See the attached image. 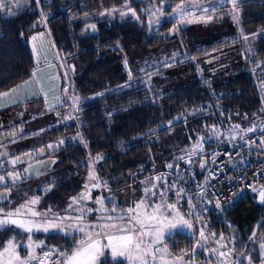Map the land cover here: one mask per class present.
<instances>
[{"label":"trees","instance_id":"16d2710c","mask_svg":"<svg viewBox=\"0 0 264 264\" xmlns=\"http://www.w3.org/2000/svg\"><path fill=\"white\" fill-rule=\"evenodd\" d=\"M179 2L165 0L164 12L171 11ZM81 3L77 11L68 8V11L59 12L56 8L48 19L52 40L61 49V57L71 66V80L83 98L73 127V133L78 130L83 141L73 136L63 145L59 163L47 182L50 190L43 196L44 204L52 210L60 207L65 211L61 199L79 195L82 188L80 175L89 167V156L96 155L103 157L95 162L96 174L113 187L136 185L151 176L159 164L164 167L166 162L177 163L178 168H167L166 179L171 174L181 178L190 196L194 181L204 176L206 167L198 170L200 159L204 157L207 165L213 154L212 147L228 145L212 140L208 129H222L229 122L242 124V120L264 108V90L261 89L264 80V0H243L241 3L240 37L233 33L204 44L189 39L184 26L176 25L165 16L159 24L149 28L146 6L158 7L160 0H127L128 6L140 16L139 21L131 14L121 18L119 12L101 15L112 9H123L125 0H84ZM93 24L95 31L89 27ZM174 27L179 31L172 36L170 30ZM241 30L250 37L248 41L241 38ZM252 34L256 35L253 37ZM122 42L145 53L160 52L168 45L170 53L160 55L159 59L141 68V64L134 62L125 68L127 59L122 54ZM230 48L233 49L222 54L218 62L216 58L208 57ZM16 62L10 60V63ZM211 65L212 69H208ZM188 67V81L178 83V79H186L185 75L163 77L170 69L175 73L188 72ZM201 137L211 138L204 139L203 149L206 150L198 157L196 167H193L194 160L191 164L186 162L187 157L172 161L176 152L194 145ZM31 185L18 190L12 198L21 197L22 191L23 195L31 193ZM169 195L174 198L173 192ZM182 203L184 210H190L186 199H182ZM8 205L6 202L0 208L7 211ZM261 210V203L248 197L224 212L221 218L208 216L207 220L217 231H228L230 241H234L228 245L239 255L260 221ZM26 235L9 226L0 230V246L13 236L17 242L25 243ZM73 236L79 238L78 233ZM172 238H178L175 242L182 244L179 246L183 247L181 251L192 248L188 244L193 240L185 235L176 233L166 241ZM33 239L43 241L46 250L68 249L74 243L72 236L65 237L61 232H37ZM20 250L21 254L26 251ZM37 251L41 253L40 249ZM172 251L180 253L177 248ZM200 255L202 253L197 257ZM101 260H105V264H114L109 255Z\"/></svg>","mask_w":264,"mask_h":264},{"label":"snow or ice","instance_id":"6c2138e0","mask_svg":"<svg viewBox=\"0 0 264 264\" xmlns=\"http://www.w3.org/2000/svg\"><path fill=\"white\" fill-rule=\"evenodd\" d=\"M21 2L22 0H17L18 4ZM38 2L39 0H37ZM225 3L231 4L232 7L228 11V15L238 24L240 5L243 0H180L179 3L172 6L168 16L176 25L194 22L209 23L213 18L217 20L223 18L222 16L214 17V14L222 10ZM164 4L165 0H160V5L154 7V10H146L150 12L149 25L160 23V18L165 16ZM3 7L4 5L0 4V9ZM113 12H119L121 18L131 14V17L140 20V16L137 15L135 9L128 6L127 0H125L123 9H112L107 13H101V15H111ZM89 27L93 31L96 30L94 24ZM170 31L178 32L179 28L174 27ZM252 35L254 37L256 34ZM241 38L244 41L250 39L249 36L243 34L242 30ZM32 41L34 56L47 51L48 41L42 35L32 37ZM173 58H175V54ZM49 66L51 67V65ZM38 71H40L39 67L32 73V76L36 77ZM129 79H131V72H129ZM32 82L35 83V79ZM261 89L264 90V80H262ZM16 91L17 89L12 90L13 93ZM10 95V93H2L0 94V100L8 98ZM57 99L59 98L57 97ZM68 99L72 101L71 107L75 110L78 99L74 96ZM67 118L75 119L72 116ZM256 130V125L242 129L239 124H233L224 132L213 127L212 134L216 138L224 136L225 139L231 142L236 140L239 133L247 134ZM260 131L264 132V123L260 125ZM10 135L14 134L10 133ZM240 139L244 140V135H241ZM203 141V137L197 141L187 153V159L184 156H180L178 159H186V162L191 164L193 156L203 154ZM63 143V141H60V144ZM245 143L252 147L255 145V140L245 141ZM260 144L264 145V139H261ZM47 147L51 149L55 146L48 145ZM43 151V149H40V154H43ZM4 155H7V153H4ZM31 155L32 153H25L26 157ZM216 155L218 154H213L212 163H215ZM226 155L230 156L232 154L226 153ZM95 159L99 161L103 157L98 156ZM24 162V159L19 156L9 161L13 167ZM199 166L202 169L205 168L206 162L201 161ZM31 168L32 165L29 164L28 168L23 171L29 172ZM167 168L172 169L173 165L168 164ZM6 175L13 183L22 179L19 171L8 172ZM88 179L93 183H86L84 191L78 196L72 197L66 209V212L77 213V215L53 213L51 208L46 212L39 211L36 208L40 202L38 196L26 198L23 203L8 212L0 208V230L14 226L27 234L24 237L27 243H19L16 237L13 236L5 245L0 246V264H105L107 258L101 260V257H105L106 251L110 252L114 264H124L125 261L127 264H194V260L191 258L188 261L184 260V256L188 255L187 252H182L179 256H173L167 245L157 246L163 243L165 233L176 229L178 224L181 230L191 231L195 229L192 217H195L197 222L201 220V216L196 211L198 204L193 203V198L188 196L184 188H178L175 182H169L166 179L165 174H160L141 181L145 185L142 195L135 199L131 206L125 207L119 205L112 197H92V189L103 187L111 191L108 188L107 181H102L94 168L89 172ZM205 182H207V178ZM6 183L5 175H0V185ZM199 187L200 191L196 196L199 200H203L206 196V190L203 185H199ZM49 190L46 189L45 191ZM170 191L176 197L175 202L169 199L168 193ZM253 191L258 192L261 203H264V187L253 188ZM9 192L10 190H6L4 195L9 194ZM182 199H186L190 209L187 213H182L178 207L179 201ZM106 200L112 205L110 209L105 206ZM89 204L96 205V207H89ZM215 207H221L219 199H216ZM93 213L96 214L95 218L89 220L88 217ZM65 221H71V223L65 224ZM205 228L206 225H202L199 229H195L198 233V239L193 247V257L197 248H203L210 256L216 258L215 264H241L239 260L232 259L235 249L228 247V243H234V241L225 243L223 234H220L214 240L216 247H206L209 236L216 237V234H206ZM50 231L62 232L65 237L72 236L73 245L68 249L53 248L46 250L43 241L37 242L33 239L34 234L37 232L48 233ZM73 233H78L79 238L73 236ZM255 236L256 233H253V237ZM259 247V261L260 264H264V242H261ZM20 248H24L27 252L23 257L20 255ZM37 249L41 250V254H37ZM240 255L243 256L244 253H240ZM245 258L248 264H252L254 257L248 255ZM206 264H213V261L209 260Z\"/></svg>","mask_w":264,"mask_h":264},{"label":"flooded vegetation","instance_id":"af4514ba","mask_svg":"<svg viewBox=\"0 0 264 264\" xmlns=\"http://www.w3.org/2000/svg\"><path fill=\"white\" fill-rule=\"evenodd\" d=\"M83 1L22 0L18 4L17 0H0L4 5L0 9V94H11L0 100V175H5L7 181L0 185V205L10 201L21 188L54 170L67 142L66 136L73 134L77 120L67 118L74 115L64 104L63 80L53 65L54 52L61 54V49L52 40L48 19L54 13L52 10L76 8L74 11H77ZM41 35L48 41L47 51L34 56L32 37ZM10 60L17 62L10 63ZM38 67L40 71L33 77ZM13 89L17 91L13 93ZM48 145L55 147L49 149ZM40 149L44 150L43 154ZM25 153L32 155L26 157ZM17 156L25 162L13 167L9 161ZM29 164L32 168L24 172ZM13 171H19L22 177L15 183L6 175ZM6 190L10 192L4 195ZM237 257L238 251H234L232 259Z\"/></svg>","mask_w":264,"mask_h":264},{"label":"rangeland","instance_id":"374dc122","mask_svg":"<svg viewBox=\"0 0 264 264\" xmlns=\"http://www.w3.org/2000/svg\"><path fill=\"white\" fill-rule=\"evenodd\" d=\"M154 7H157V6H152L151 4L150 5L148 4L146 6V10H149V9L154 10ZM231 7H232L231 4L225 3V5L223 6L222 10H220L217 13L214 14V17L215 16H222L223 17L222 19H218L217 20V19L213 18V20L211 22H209V23L194 22V23H187V24L182 25V26H184L186 28V36L189 37V39H191L194 42H196L197 44L208 43L209 41L215 40L217 38H223L224 39L227 36L228 37L232 36L233 33H237L238 37H240V24L239 23L237 24L231 18V16L228 15V11L231 9ZM170 12L171 11L165 13V17L166 18H169L168 13H170ZM146 13H147L146 21L148 23L149 17H150V12L146 11ZM140 23H141V21H140ZM155 24L156 23H153V24L149 25V23H148V27L152 28V27H154ZM175 33L176 32H172L171 31V35L172 36H174ZM121 48H122V54H124L126 56V59H127L126 60V64H125L126 65L125 68L128 67L129 65L133 64V62L135 64H141V66L139 67V68H141L142 66L148 64V62H149V64H151L154 59H159L160 55H164L165 56L166 54L170 53L169 52L170 46H168V45H167V47L165 49H163V50H161L160 52H157V53L156 52L145 53V52L139 50L138 48H136L134 46H131L130 44H128L126 42H122ZM232 49L233 48L222 49V50H220L218 52L209 54L208 57L209 58H216L217 62H218L219 61L218 59L222 57V54L226 53L227 51L229 52V50H232ZM53 57H54L53 65L56 66V70L58 71L59 75L61 76V79L63 80V85H62V88H61V92H62V95L64 97V104L65 105L67 104L69 106V109L73 112V115H74L75 119L77 120L78 109H79V106H80L81 102L83 101V98L80 96L79 92L77 91V88H76L75 84L71 80V69L72 68H71V66L68 63H66L64 61V59L61 57V54L59 52H54ZM136 67L138 68V66H136ZM188 69H189V67L186 70H188ZM208 69H212V65L209 66ZM184 72L185 71H182V72L177 71L175 73L174 70L170 69L166 73H164L163 77H165V75H169V74L170 75L171 74H175V75L177 74L179 76L185 75L186 79H183V80H179L178 79L177 81H178V83L184 82V81H188L189 78H190V74H189L190 71L188 70V72H185V74H184ZM73 96L78 99V103L76 105L75 110L71 107L72 101L68 99L69 97H73ZM263 110H264V108H263ZM241 123L242 124H240L239 122L238 123L229 122V123H227L226 126H223L222 129H220V127H217V129H219L221 132H224L231 125L239 124L242 129H247L249 127H252L253 125H256L257 126V130L255 132L247 133V134L239 133V134H237L236 140H233V141L229 142V140L225 139L224 136H220L219 138H216L212 134V128H213L212 127L210 129H208V131L210 133V136L212 137V138L211 137L210 138L212 140H218L220 143H225V144H234V143H238V142H244V141L250 139L256 132L260 131V125L262 123H264V111L256 112V114L251 115L250 118L242 120ZM76 127H77V125H76ZM73 134L71 133L68 136H66V140L67 141L72 140V137L74 136L75 139L83 141V136H82V134L80 132H78V130L75 131ZM241 135H244V140L240 139ZM210 138L209 137L208 138L205 137L204 139L208 140ZM198 140L199 139H197L196 142H194V145L197 143ZM194 145L192 144V146H190L191 148L189 146H187L186 147V149L188 148L187 150L185 149V150L176 152L172 156L173 157L172 161L177 162L179 160L178 157H180V156L187 157V153L192 149V147ZM203 145L204 144L202 143V147H203ZM215 148H218V146L212 147L211 150H214ZM204 150H206V149H203V151ZM98 156L102 157L101 155L89 156V167L83 174L80 175V177L82 178V188H81L80 193L82 191H84V185L86 183H93V181H89L88 175H89V172L93 168L95 169V162L97 161L95 158L98 157ZM198 157H200V154H197L196 156L192 157V160H194L193 167L197 166ZM168 164H172L174 167H177V165H178L177 163L175 164L173 162H170V163L166 162V164L164 166L165 168H164V167H162L161 164H159L157 166V170H155L152 173L151 176H149L147 178H144V179H141L136 185H129L127 188L122 187V189H121L119 187H113V186H110L108 184V188L111 189V191H109V190H107V189H105L103 187H101L99 189H92V193H91L92 197L93 198H96L98 196H102V197H105V198L112 197L121 206H125V207L131 206L133 201L135 199H138L142 195L143 188L145 187V185L142 184L141 181L148 180L149 178L157 176V175H160V174H165V176H166V170H167V165ZM51 173L52 172L46 173V174L43 175V177H41L37 181L33 182L32 185H31L33 187L29 188V190H31V193L29 192V193L23 195L24 191H22L21 192V197H19V198H11V200L8 201L9 202V205H8V207H9L8 209L9 210H7V211L4 210V211L5 212L11 211L12 209L16 208L19 204L23 203L24 200L26 198H28V197L38 196V197H40V202L36 206V208L39 211L46 212L50 207L48 205L44 204L43 196L47 193V191H45V190L48 189V184H47V182L49 181L48 179L52 178L51 175H50ZM175 178H176L175 182L177 184V187L178 188H184L186 190L184 184L182 183V179L177 177V176ZM120 186H123V185H120ZM168 195H169V193H168ZM71 198L72 197H68L66 199H61L60 203H64V205H65V209L64 210L65 211H63V209L60 210V207H59L60 204H58L59 208L57 210H52V212L53 213H59L61 215H66V214L77 215V213H68V212H66V209L68 208V205L71 202ZM169 199L172 202L176 201L175 195H174V199H171L170 195H169ZM182 204H183L182 200H180L179 204H178V207L180 208L182 213H187L189 210H184L182 208ZM88 206L89 207H96V205H93V204H89ZM105 206L108 207L109 209L112 207L111 203L108 200L105 201ZM95 215L96 214L93 213L91 216L88 217V219L89 220H93L95 218ZM192 220H193V223L195 225V229H199L202 225H206V228L204 229L206 234H209V233H215L216 234V237L209 236V240H208V243H207L206 247H216V244L214 243V240L217 239L220 236V234H223V236L225 237V243H228V241L231 240V236H230V234H228V231H222V230L217 231L216 228H212L209 225L210 220H207V217L202 218L199 222H195V217H192ZM70 223H71V221H65V224H70ZM195 229L191 230V231L187 230V229L181 230V228H180V226L178 224L176 229L172 230L171 232H166L165 233V237H164L163 243L161 245H157V246L158 247H162V245H166L167 244V246H170L169 248H170L171 252H173L172 250L174 248H177V251L180 252V253L173 252V256H179L182 252H187L188 255L184 256V260L188 261L191 258V259L194 260V264H206V262L209 261V260L213 261V264H215L216 258L213 257V256H210L207 252L204 251L203 248H197L195 250V255L193 257V247L194 246L192 248L186 250V251H181L180 249H178V247L181 246L182 244H180L179 242L178 243L175 242V240H178V238H172V239L166 241L167 237L172 236V235H174L176 233H180V234L185 235L187 238L195 240V242H196V240L198 239V233L195 231ZM233 229H235V228H233ZM255 229L253 230V232H255ZM50 232H58V231H50ZM231 232L234 233L235 230H231ZM165 242H166V244H165ZM261 242H264V236H262V237L260 236L259 238H252V236H251L249 238V240L247 241V243L243 246V248H241L240 253H244V255L241 256L240 253H239V255L236 258V260H239L241 262V264H248V261H247V259L245 257L248 256V255H251L252 257H254L252 264H256L257 262H260L259 261V255H260V247H259V245H260ZM25 243H27V241ZM228 247L231 248L229 245H228ZM19 251H20V255L22 257L27 254L26 251H24V254H21V250L20 249H19ZM199 253H202V255H200V257H197V254H199ZM37 254L39 255L41 253H38V251H37ZM105 255H109L110 256V252L106 251Z\"/></svg>","mask_w":264,"mask_h":264},{"label":"built area","instance_id":"2783aa9c","mask_svg":"<svg viewBox=\"0 0 264 264\" xmlns=\"http://www.w3.org/2000/svg\"><path fill=\"white\" fill-rule=\"evenodd\" d=\"M261 139H264V132L258 131L246 140H255V145L252 147L244 141L238 145L228 144L213 150V154H218L215 156V163H212V154L206 165L204 176L195 180L190 188V196L193 198V203L198 204L196 210L201 219L208 216L221 218L224 212L248 197L255 198L261 203L258 192L253 191V188L264 187V145L260 144ZM226 153L232 155L229 156ZM175 177V174H171L167 180L175 182ZM206 178L207 182H205ZM199 185H203L206 190L203 200H199L196 196L200 191ZM216 199L220 200V208L215 207ZM261 205L260 220L264 219V203ZM194 243L193 240L188 246L193 247Z\"/></svg>","mask_w":264,"mask_h":264},{"label":"water","instance_id":"95a60500","mask_svg":"<svg viewBox=\"0 0 264 264\" xmlns=\"http://www.w3.org/2000/svg\"><path fill=\"white\" fill-rule=\"evenodd\" d=\"M201 161H205V158L202 157V158L200 159V162H201ZM200 162H199V164H198V170H199V171H202L203 169L199 166V165H200ZM263 230H264V219H261V220L258 222L257 227H256L255 232H254V233H256L255 238H259L260 236H262V234H263ZM259 264H260V263H259Z\"/></svg>","mask_w":264,"mask_h":264},{"label":"crops","instance_id":"0c3cea01","mask_svg":"<svg viewBox=\"0 0 264 264\" xmlns=\"http://www.w3.org/2000/svg\"><path fill=\"white\" fill-rule=\"evenodd\" d=\"M168 173V169L166 170V174ZM116 187H119V188H121L122 189V187H125V188H127V186H126V184L125 185H123V186H120V185H118V186H116ZM125 190V189H124ZM171 199H174V198H172L171 197ZM165 244H166V242H165ZM167 245V244H166ZM163 246V245H162ZM168 247V249H169V251H170V246H167ZM171 252V251H170ZM172 253V252H171Z\"/></svg>","mask_w":264,"mask_h":264}]
</instances>
